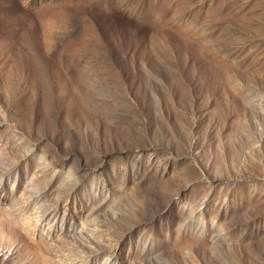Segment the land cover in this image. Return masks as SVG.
Segmentation results:
<instances>
[{"label":"rangeland","instance_id":"374dc122","mask_svg":"<svg viewBox=\"0 0 264 264\" xmlns=\"http://www.w3.org/2000/svg\"><path fill=\"white\" fill-rule=\"evenodd\" d=\"M0 264H264V0H0Z\"/></svg>","mask_w":264,"mask_h":264}]
</instances>
